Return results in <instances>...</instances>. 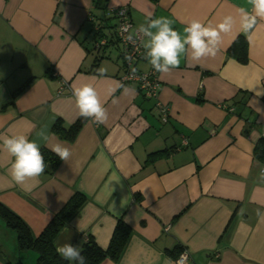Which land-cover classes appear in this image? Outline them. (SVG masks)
Listing matches in <instances>:
<instances>
[{
  "label": "crops",
  "instance_id": "0c3cea01",
  "mask_svg": "<svg viewBox=\"0 0 264 264\" xmlns=\"http://www.w3.org/2000/svg\"><path fill=\"white\" fill-rule=\"evenodd\" d=\"M121 5L133 30L158 17L181 33L192 19L217 25L232 15L237 23L222 34L216 56L194 61L186 54L170 73L156 72L158 97L147 98L135 81L120 78L114 31L105 47L93 48L92 13ZM241 7L251 10L248 0H0V203L36 236L75 192L83 193L86 201L53 242L81 248L92 236L106 248L124 221L129 231L118 258L99 264H175L169 251L178 246L188 251V264H264V163L253 151L264 136V19L245 34ZM107 23L113 25L105 31L116 30L114 18ZM243 37L245 62L228 51ZM136 65L152 68L146 58ZM83 84L97 89L108 119H86L68 141L52 126L79 117L73 88ZM157 101L169 108L165 118ZM11 135L50 150L59 143L72 155L53 174L28 181L36 185L29 190L9 174L12 158L2 141ZM33 252L24 264H33ZM17 253L14 231L0 220V264L16 262Z\"/></svg>",
  "mask_w": 264,
  "mask_h": 264
},
{
  "label": "clouds",
  "instance_id": "9594fccd",
  "mask_svg": "<svg viewBox=\"0 0 264 264\" xmlns=\"http://www.w3.org/2000/svg\"><path fill=\"white\" fill-rule=\"evenodd\" d=\"M248 4L251 10L245 7L238 9L239 26L245 34L256 27L258 20L264 19V0H248ZM236 23L237 20L232 15L224 16L217 25L192 19L181 33L174 28L170 19L158 17L149 18L146 24L139 25L138 31L144 37L145 58L156 72L167 74L179 67L182 57L186 54H190L194 61L216 56L222 42V34L232 32ZM127 39L131 40L132 37L128 36ZM105 71L104 68L97 70L99 76H104ZM113 91H115L114 88L108 89L109 94ZM73 96L80 117L91 118L96 124L107 121V109L92 84L74 87ZM40 135L47 138L43 131ZM2 146L12 158L9 167L11 179L17 185L27 186L29 190L35 187V184L28 186V181L38 182V178L46 169L40 145L34 140H29L25 135H11L3 139ZM51 151L66 162L72 155L68 147L59 143L53 145ZM56 252L64 260L74 264H86V257L82 255V249L77 245L65 243L57 246ZM185 258L186 255L181 254V259Z\"/></svg>",
  "mask_w": 264,
  "mask_h": 264
},
{
  "label": "trees",
  "instance_id": "16d2710c",
  "mask_svg": "<svg viewBox=\"0 0 264 264\" xmlns=\"http://www.w3.org/2000/svg\"><path fill=\"white\" fill-rule=\"evenodd\" d=\"M102 10L105 14L104 16H99L98 14L92 13V16L90 17L93 30V48L96 50L99 49L95 46L96 41L104 37L107 38V42H109V40H112L111 36L114 32L115 39L116 41H118L116 38V30H112L110 32L105 31L106 28L112 27L113 25L107 23L109 19L114 18L116 20V23L114 24H116L117 26L118 20L116 16L113 14V11H111V7H103ZM105 46L106 45H104V47ZM228 51L238 60L245 62L247 60V47L245 38H242V41L239 44L238 48L232 45ZM100 57H102V55L97 54L96 58ZM27 82H25L22 86H20L16 91L13 92L12 98L9 103H13L15 96L18 92H20V90L26 85ZM85 121V118L79 116L72 124L66 126L59 118L54 122L52 131L62 139L73 141ZM253 151L254 158L261 163H264V136L260 137L257 140L254 145ZM41 152L44 156L46 164L44 174L51 175L59 165L60 158L46 147H41ZM85 201L86 196L83 193L75 192L53 215L47 225L36 236L31 233L29 227L18 215H16L14 212L0 203V220L4 223L5 226L14 231L18 249V260L16 262L7 261L4 264H24L22 259L29 250L36 251V264H74V262H69L60 257V255L56 252L53 241L58 232L78 211V209ZM128 231V224L124 221L119 220L115 226L114 233L112 234L110 242L106 248L98 245V243L92 236H87L85 241L81 245L82 255L86 257V264H99L106 257L117 259L127 238ZM183 249L185 248L182 246H178L176 250H171L169 251V253L171 255H174V258H176Z\"/></svg>",
  "mask_w": 264,
  "mask_h": 264
},
{
  "label": "built area",
  "instance_id": "2783aa9c",
  "mask_svg": "<svg viewBox=\"0 0 264 264\" xmlns=\"http://www.w3.org/2000/svg\"><path fill=\"white\" fill-rule=\"evenodd\" d=\"M111 11L116 16L118 23L116 26V38L120 45V52L122 55V75L120 76L123 83L135 81L138 85L139 91L147 98H157L159 92V80L157 73L153 68L148 70H139L137 63L145 58L144 47L142 44L143 36L138 30H133L132 21L129 14L127 5L111 7ZM131 36L132 39H127ZM107 38H100L96 41V47L99 49L107 44ZM63 86H68L66 82L62 83ZM226 111L234 110L232 106L225 103L219 105ZM156 107L163 118L167 116L169 108L166 104L157 101ZM181 254H185L186 258L181 259ZM189 253L183 249L175 258V264H188Z\"/></svg>",
  "mask_w": 264,
  "mask_h": 264
},
{
  "label": "rangeland",
  "instance_id": "374dc122",
  "mask_svg": "<svg viewBox=\"0 0 264 264\" xmlns=\"http://www.w3.org/2000/svg\"><path fill=\"white\" fill-rule=\"evenodd\" d=\"M35 251V250H34ZM33 264H36L37 253L33 252ZM30 257H26V262L30 261Z\"/></svg>",
  "mask_w": 264,
  "mask_h": 264
}]
</instances>
